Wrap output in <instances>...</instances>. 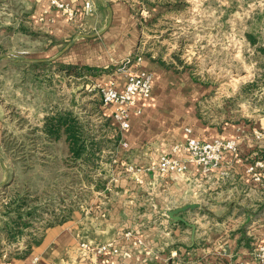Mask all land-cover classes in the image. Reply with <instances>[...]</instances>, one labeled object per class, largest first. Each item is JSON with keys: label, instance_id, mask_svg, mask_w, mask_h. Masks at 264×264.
I'll return each mask as SVG.
<instances>
[{"label": "rangeland", "instance_id": "1", "mask_svg": "<svg viewBox=\"0 0 264 264\" xmlns=\"http://www.w3.org/2000/svg\"><path fill=\"white\" fill-rule=\"evenodd\" d=\"M118 2L130 9L133 26L128 43L110 50L98 45L102 38L78 36L66 54H77L82 61L75 69L68 68L67 57L31 68L49 77L39 84L42 94L34 90L14 95L9 89L0 94L7 116L1 149L6 170L0 182L1 257L23 254L47 226L65 220L77 197H86L82 184L102 183L109 169L122 167L119 143L109 137L120 139L126 131H119L104 111L99 93L104 80L92 77L96 72H123L125 61L136 51L144 60H157L164 69L152 95L165 103L176 99L166 117L185 120L194 133L196 123L210 129L223 127L222 139L236 141L238 149L264 150V0ZM118 24L114 21L113 27ZM37 43L34 46L39 47ZM134 45L135 52L126 55ZM19 71L11 70L6 76L12 81ZM27 81L37 82L35 73ZM67 113L85 132L82 141L87 148L81 156L71 151L63 129L51 138L45 131L50 118ZM184 128L185 138L176 143L187 140ZM11 202L12 219L18 207L21 226L14 222L18 218L8 220L6 207Z\"/></svg>", "mask_w": 264, "mask_h": 264}, {"label": "crops", "instance_id": "2", "mask_svg": "<svg viewBox=\"0 0 264 264\" xmlns=\"http://www.w3.org/2000/svg\"><path fill=\"white\" fill-rule=\"evenodd\" d=\"M51 1L0 0V94L4 89L14 95L34 90V94H42L40 85L49 77L31 68L67 57L68 68L75 69L82 61L77 54H66L78 36L102 38L98 45L110 50L128 43L133 26L130 9L118 0H92L93 13L85 15L80 10L74 20ZM60 1L81 9L87 0ZM114 21H119L118 27H113ZM36 41L39 47L34 46ZM135 50L136 45L126 55ZM18 68L21 71L11 81L7 73ZM140 68L154 74V86L164 72L150 58ZM31 73L37 82L27 81ZM126 74L125 70H109L96 72L92 78L103 79L105 84L115 80L122 90ZM171 100L165 103L152 95L138 101L142 113L132 111L129 130L120 139L109 137L119 143L122 167L109 169L102 183L82 184L86 197H77L65 220L47 226L37 243L12 256V264H258L254 253L264 242V165L257 164L264 163V150L228 152L219 167L205 172L186 153L173 152L176 142L185 138L183 126L187 128L189 123L169 114L166 117V110L175 108L171 103L176 99ZM104 111L112 116L113 107L104 106ZM6 117L0 100V182L6 177L1 163ZM195 127L193 135L204 140L226 134L220 126L210 129L196 123ZM164 153L182 160L186 171L159 173L156 165ZM190 204L199 207L181 213L184 222L172 221L170 211ZM112 241L117 253L98 254L100 245Z\"/></svg>", "mask_w": 264, "mask_h": 264}, {"label": "built area", "instance_id": "3", "mask_svg": "<svg viewBox=\"0 0 264 264\" xmlns=\"http://www.w3.org/2000/svg\"><path fill=\"white\" fill-rule=\"evenodd\" d=\"M51 4L70 20H74L80 10L85 15H89L95 9L92 0H87L81 9L63 3L60 0H52ZM143 61L144 58L138 51L125 61L121 69H127V77L122 90L117 88L115 81L101 86L99 89L102 104L113 107L112 118L119 131H127L130 128L131 115L134 109L137 110V113H142V108L137 107L138 101L148 100L152 96L154 74L151 71L140 68ZM186 132L188 133L187 140L185 143L175 144L173 152L186 153L189 155L190 161L201 166L205 172L219 167L228 152H236L238 150L237 143L234 140L226 141L222 138L210 141L199 140L192 135L193 131L191 128H186ZM260 164L258 163L257 165ZM156 169L161 174L184 173L187 166L182 160L164 153L160 155ZM108 251L118 252L113 242L100 245L97 248L98 254L101 255ZM254 259L258 264H264V242L260 243L256 248ZM36 261L37 259L34 262ZM2 264H12L11 258L7 254H3Z\"/></svg>", "mask_w": 264, "mask_h": 264}, {"label": "trees", "instance_id": "4", "mask_svg": "<svg viewBox=\"0 0 264 264\" xmlns=\"http://www.w3.org/2000/svg\"><path fill=\"white\" fill-rule=\"evenodd\" d=\"M45 131L49 138L56 136L58 137L59 131L61 129L64 130V132L67 134V142L70 144V149L73 153L77 154V156H81L82 153L87 148L85 141H82L83 134L85 133L83 130L82 125L78 122V120L73 117L72 113H67L65 116H55L48 120L46 123ZM35 156V155H33ZM8 209V210H7ZM7 214H8V220L10 218V221H14L15 219H19L17 221H14L17 226H21V223L19 222L23 217L19 213V209L17 207L18 216L16 215V218L12 219V202L7 205L6 207ZM28 216L32 214L31 211L26 212ZM11 223V222H10ZM9 222L7 223L9 227L12 225ZM24 225H27L26 222H24ZM38 240L36 239L34 243H37Z\"/></svg>", "mask_w": 264, "mask_h": 264}, {"label": "water", "instance_id": "5", "mask_svg": "<svg viewBox=\"0 0 264 264\" xmlns=\"http://www.w3.org/2000/svg\"><path fill=\"white\" fill-rule=\"evenodd\" d=\"M109 9H111V8H109ZM110 23H111V21H110ZM97 36H98V34L92 35L91 37H97ZM69 48H70V45L65 48L63 53H65ZM198 207H199L198 204H190V205L175 209L173 211H170L168 213V215L172 219V221H174L175 223L184 222V219L180 216V214L184 213V212H186L188 210L198 208ZM191 226L195 230V227L193 225H191Z\"/></svg>", "mask_w": 264, "mask_h": 264}]
</instances>
